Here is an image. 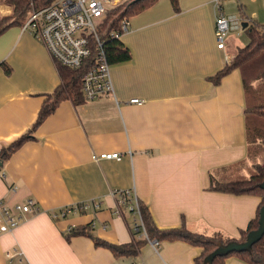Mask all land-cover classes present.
Returning a JSON list of instances; mask_svg holds the SVG:
<instances>
[{
	"label": "crops",
	"instance_id": "obj_1",
	"mask_svg": "<svg viewBox=\"0 0 264 264\" xmlns=\"http://www.w3.org/2000/svg\"><path fill=\"white\" fill-rule=\"evenodd\" d=\"M216 1L179 0L176 11L171 0H157L131 16L121 40L132 57L111 64L113 93L77 105L61 101L0 164V200L11 209L27 199L40 206L13 228L0 220V264L193 263L199 246L140 237L136 214L119 205L116 189L135 190L162 229L184 221L194 232L238 237L247 228L262 196L210 188L213 179L247 177L256 163L247 161L241 69L218 84L209 79L228 54L215 36ZM218 1L219 10L234 13L230 0ZM245 6L240 15L253 18ZM60 82L57 62L23 24L0 34V150L31 128ZM135 97L144 102H130ZM103 152L120 158H93ZM74 204L85 207L53 217ZM85 225L111 243H143L136 255L116 256L87 235L67 237L70 227ZM226 264L247 263L231 257Z\"/></svg>",
	"mask_w": 264,
	"mask_h": 264
},
{
	"label": "trees",
	"instance_id": "obj_2",
	"mask_svg": "<svg viewBox=\"0 0 264 264\" xmlns=\"http://www.w3.org/2000/svg\"><path fill=\"white\" fill-rule=\"evenodd\" d=\"M1 1L12 7V13L0 16V34L11 25L25 23L33 9H42L54 0ZM156 1L125 0L114 6L107 13L99 31L100 36L105 40V50L110 64L128 61L132 57L129 47L122 42L121 38L111 36V32L120 29L123 18H130L140 13L151 7ZM171 3L176 11L180 10L179 0H171ZM6 7L8 10L10 9L8 6ZM245 30L250 35V42L246 46L239 48L231 63L225 65L209 77L215 84H218L231 70L235 68L242 69L250 62L264 56V25L256 21H250ZM91 64V61L88 60L82 67L73 68L57 63L61 76L60 84L45 98L38 117L31 128L13 142L2 146L0 150V164H3L27 140L34 137L33 132L35 129L55 111L61 101L71 99L77 105L86 100L81 90V78ZM245 113L256 115L259 121L262 122L264 120V104L254 105L252 107L247 106ZM260 122L256 123V128L251 134L248 133L247 138L250 139L251 136L253 142L260 140L264 144V134L258 129L261 125ZM251 144L249 143V145ZM254 166L256 173L249 177L235 180L213 179L210 187L214 190L235 194H255L262 196L256 216L250 220L246 229L241 230L238 237H230L220 232H216L210 236L194 232L186 226L184 221L180 226L162 229L157 225L149 206L139 199V207L147 232V239L157 241L182 240L189 244L199 246L201 251L194 258L192 264H226L227 260L231 257H237L247 264H264V235L248 247L234 248V246L244 243L250 232L259 227L260 211L264 205V187L262 185L264 183V164L256 162ZM74 235H87L93 239L95 245L109 248L116 256L136 255L143 243L141 239L121 244L111 243L94 235L89 225L74 227L67 234V237L70 238Z\"/></svg>",
	"mask_w": 264,
	"mask_h": 264
},
{
	"label": "built area",
	"instance_id": "obj_3",
	"mask_svg": "<svg viewBox=\"0 0 264 264\" xmlns=\"http://www.w3.org/2000/svg\"><path fill=\"white\" fill-rule=\"evenodd\" d=\"M121 0H54L42 9H33L23 23V28L29 30L45 44L55 62L73 68H80L88 60L90 67L81 78V90L86 100L95 99L114 91L111 64L105 50V40L100 36L99 28L107 13ZM217 16L215 36L221 47L232 30H240L243 22L253 21L252 17L237 13H225L219 10V1H216ZM264 9V4H263ZM1 10V8H0ZM130 19L121 20L119 30L112 31L111 36L121 38L129 29ZM233 57L226 54L225 61L231 63ZM130 102L142 104L144 99L135 97ZM95 160L102 158H120L119 152H103L93 154ZM4 176V173H3ZM114 195L119 197V205H124L136 214L134 230L140 237H148L139 207V198L136 191L116 189ZM96 207L99 203H95ZM85 204H74L62 207L53 213L54 218L65 217L69 214L79 213ZM40 206L33 200L27 199L24 203H17L13 209L0 200V220L4 222L3 229L17 226L26 214H35ZM121 213V209L117 210ZM70 230L72 228L70 227ZM157 244L158 241L154 240ZM128 264H141L131 260Z\"/></svg>",
	"mask_w": 264,
	"mask_h": 264
},
{
	"label": "rangeland",
	"instance_id": "obj_4",
	"mask_svg": "<svg viewBox=\"0 0 264 264\" xmlns=\"http://www.w3.org/2000/svg\"><path fill=\"white\" fill-rule=\"evenodd\" d=\"M125 0H121L118 4L124 2ZM257 2H253V0H230L228 5V10L230 12H234L237 14H241L239 10L240 3H244L246 9L249 13L255 11L253 15L254 21L258 22L259 24L264 25V9H263V2L264 0H256ZM117 4V5H118ZM8 6L3 1L0 0V7ZM6 8L2 7L1 9ZM12 13V7L10 11H2L0 10V15H8ZM250 42V35L242 28L240 30H232L228 33L224 48L225 51L232 55L238 52L239 48L246 46ZM242 76H243V85L246 92V100L247 106L252 107L254 105L264 104V56L260 57L257 60L250 62L244 68L241 69ZM247 119V137L248 133H252L253 130L256 128V123H259V119L256 115L253 114H246ZM263 123V124H262ZM260 126L258 127L259 131L264 134V120L260 122ZM249 145V154H248V163L251 162H259L264 164V144L260 140L257 142H253L252 137L250 139L247 138ZM251 165V164H250ZM256 173L255 166H250L246 168V175L247 177L251 176L252 174Z\"/></svg>",
	"mask_w": 264,
	"mask_h": 264
},
{
	"label": "water",
	"instance_id": "obj_5",
	"mask_svg": "<svg viewBox=\"0 0 264 264\" xmlns=\"http://www.w3.org/2000/svg\"><path fill=\"white\" fill-rule=\"evenodd\" d=\"M248 26V21L243 22V27L246 28ZM264 187V183L262 184ZM264 235V205L260 211V220L259 227L256 230L250 232L247 240L239 245L234 246V248H245L250 246L252 243L258 241Z\"/></svg>",
	"mask_w": 264,
	"mask_h": 264
},
{
	"label": "bare ground",
	"instance_id": "obj_6",
	"mask_svg": "<svg viewBox=\"0 0 264 264\" xmlns=\"http://www.w3.org/2000/svg\"><path fill=\"white\" fill-rule=\"evenodd\" d=\"M2 7H6V6H2ZM2 7H0V8H2ZM2 11H9L8 9H6V8H3V9H1Z\"/></svg>",
	"mask_w": 264,
	"mask_h": 264
}]
</instances>
